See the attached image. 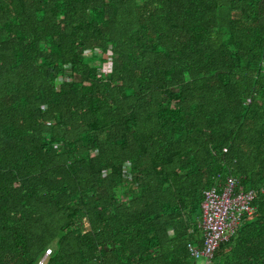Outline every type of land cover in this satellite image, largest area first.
Returning <instances> with one entry per match:
<instances>
[{
  "label": "trees",
  "instance_id": "16d2710c",
  "mask_svg": "<svg viewBox=\"0 0 264 264\" xmlns=\"http://www.w3.org/2000/svg\"><path fill=\"white\" fill-rule=\"evenodd\" d=\"M230 177L264 264V0H0V264H199Z\"/></svg>",
  "mask_w": 264,
  "mask_h": 264
},
{
  "label": "built area",
  "instance_id": "2783aa9c",
  "mask_svg": "<svg viewBox=\"0 0 264 264\" xmlns=\"http://www.w3.org/2000/svg\"><path fill=\"white\" fill-rule=\"evenodd\" d=\"M257 197L256 190L245 191L231 177L224 184L206 190L202 202L204 248L189 245L192 256L203 258L202 264H213L220 245L236 233L246 216L254 215Z\"/></svg>",
  "mask_w": 264,
  "mask_h": 264
},
{
  "label": "rangeland",
  "instance_id": "374dc122",
  "mask_svg": "<svg viewBox=\"0 0 264 264\" xmlns=\"http://www.w3.org/2000/svg\"><path fill=\"white\" fill-rule=\"evenodd\" d=\"M202 213H203V211H202ZM198 263L199 264H202L203 263V260H199Z\"/></svg>",
  "mask_w": 264,
  "mask_h": 264
}]
</instances>
